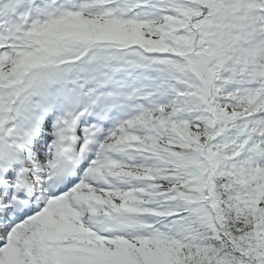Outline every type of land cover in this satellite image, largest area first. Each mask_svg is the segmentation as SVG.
<instances>
[{
	"label": "snow or ice",
	"instance_id": "6c2138e0",
	"mask_svg": "<svg viewBox=\"0 0 264 264\" xmlns=\"http://www.w3.org/2000/svg\"><path fill=\"white\" fill-rule=\"evenodd\" d=\"M0 264H264V0H0Z\"/></svg>",
	"mask_w": 264,
	"mask_h": 264
}]
</instances>
